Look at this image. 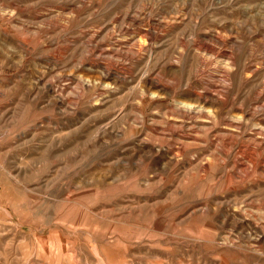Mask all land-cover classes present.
<instances>
[{"label": "rangeland", "instance_id": "1", "mask_svg": "<svg viewBox=\"0 0 264 264\" xmlns=\"http://www.w3.org/2000/svg\"><path fill=\"white\" fill-rule=\"evenodd\" d=\"M0 264H264V0H0Z\"/></svg>", "mask_w": 264, "mask_h": 264}, {"label": "bare ground", "instance_id": "2", "mask_svg": "<svg viewBox=\"0 0 264 264\" xmlns=\"http://www.w3.org/2000/svg\"><path fill=\"white\" fill-rule=\"evenodd\" d=\"M111 70V69H110ZM99 74H100V76H101V78H102V80L103 79H105L106 77H108L109 76V69L108 68H106L105 66L103 67H101V69H100V72H99ZM113 75V74H112ZM116 75V74H115ZM121 75V74H120ZM111 76V75H110ZM111 77H113V78H110V80H111V82L112 83H116L117 82V79L115 78V76L113 75V76H111ZM153 86V85H152ZM151 86V87H152ZM154 87V86H153ZM194 94V93H193ZM190 95V94H189ZM203 96V98H204V95H202ZM195 97V96H194ZM208 97V96H207ZM206 97V98H207ZM190 98H192V97H190ZM203 98L202 97H200V95H196V98L194 99L195 101H198V102H204V101H207V100H203ZM206 98H204V99H206ZM213 99H215V98H213ZM209 100V99H208ZM217 101V100H216ZM198 104V103H197ZM198 105H200V104H198ZM196 107V106H195ZM191 109H193V108H191ZM199 109V108H198Z\"/></svg>", "mask_w": 264, "mask_h": 264}]
</instances>
